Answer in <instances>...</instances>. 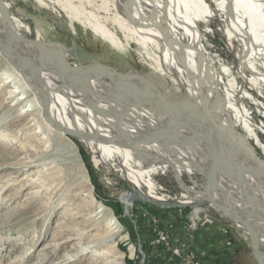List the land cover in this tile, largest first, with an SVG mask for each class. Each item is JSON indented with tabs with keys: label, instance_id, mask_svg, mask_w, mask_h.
Here are the masks:
<instances>
[{
	"label": "bare ground",
	"instance_id": "bare-ground-1",
	"mask_svg": "<svg viewBox=\"0 0 264 264\" xmlns=\"http://www.w3.org/2000/svg\"><path fill=\"white\" fill-rule=\"evenodd\" d=\"M36 1L42 5L52 2ZM216 2L227 14L228 36L245 46L242 59L263 61L264 0ZM111 3L113 16L106 17L104 23L92 12L76 13V19L87 23L89 30L113 48L123 50V41L106 24L111 21L124 34L126 44L133 41L155 61L153 71L160 83L170 78L185 88V94L162 93L156 85L134 77L113 86L74 77V69L71 75L61 61L66 49L30 41L20 31L23 25L11 17L7 2L0 0V59L14 65L2 86L13 85L7 98L18 100L9 109H17L27 99L33 104L14 118L10 127L36 126V120L29 127L24 123L39 110L43 129L52 131V137L59 133L73 144L68 137L72 135L99 154V161L120 160L133 185L124 200L128 209L142 199L167 202L156 192L151 177L157 164L171 167L178 179L183 173L202 174V190H189L181 204H208L234 222L250 241L255 240V252L260 249L264 253V160L252 149L251 141L254 138L258 144L259 138L246 108L238 104L233 86L226 95L220 92L221 74L204 52L198 23L209 17L211 6L205 0H103L99 8L110 11ZM254 65L250 67L254 80L262 84L264 75L254 70ZM75 68L84 75L87 71L79 64ZM224 70L228 73V68ZM22 93L27 97H20ZM34 135L47 134L36 131ZM36 162L24 161L21 167ZM56 182L53 178L52 186L58 187ZM97 208L102 218L110 211L101 203ZM92 220L97 224L94 216ZM109 220L107 231L119 233L118 221L110 216ZM104 251V256L113 252L110 247Z\"/></svg>",
	"mask_w": 264,
	"mask_h": 264
},
{
	"label": "rangeland",
	"instance_id": "rangeland-1",
	"mask_svg": "<svg viewBox=\"0 0 264 264\" xmlns=\"http://www.w3.org/2000/svg\"><path fill=\"white\" fill-rule=\"evenodd\" d=\"M4 1L10 7L11 17L23 25L20 31L26 38L66 49L61 61L70 74L74 69V77H82L88 82L101 81L108 86L134 77L143 83L156 85L162 93L178 91L185 94V88L179 87L170 78L166 83H160L153 71L155 61L133 41L126 44L124 34L111 21L106 24L123 41V50L113 48L89 30L87 23L76 19V13L81 16L85 11L96 14L104 23L106 17L113 16L112 3L108 4L110 11H105L99 8L103 0H91V3L86 0L82 3L79 0H71L70 3L68 0H52L45 2V5L36 0ZM205 1L211 6V13L198 23L204 52L221 74L220 92L226 95L233 86L238 104L246 108L259 138L258 144L254 138L251 141L252 149L264 160V83L256 84L250 68L255 64L254 70L264 75V59L257 61L250 57L248 61L243 60L241 55L245 46L238 38L228 36L227 14L219 10L217 0ZM78 64L83 71L87 69L85 75L75 68ZM224 68H228V73ZM13 69L14 65L9 64L7 59H0V264H175L169 262L173 255L170 247L153 245L155 230L168 231L173 246L180 240L192 250L195 237L202 236L206 241L204 243L208 239L209 228L206 225L200 228L202 222L199 220L195 231L184 229L186 223L193 219L192 216L201 211L220 220V225L223 223L230 227L232 243L238 247L233 258L235 264H264V253L259 249L255 256L251 241H245L242 237L245 232L229 218L221 216L208 204H181L189 190H202V174L183 173L182 179H178L171 167L157 164L151 177L156 192L167 202L142 199L134 201L128 209L124 200L133 185L120 160L99 161V154H93L85 141L72 135L68 137L74 141V145L57 135L59 133L52 137V131L43 129L45 125L39 117V110L24 123L29 127L36 120V126L30 129L24 126L10 127L14 118L33 105L27 99L17 109H9L18 100H8L7 93L13 85L2 86V81L11 76ZM19 96L27 97V94ZM36 131L47 135L36 138ZM24 161L37 162L21 167ZM26 177L29 179H24ZM53 178L58 182V187L52 186ZM31 180L37 182L32 183ZM95 184L103 201L97 197ZM59 188L61 191L58 193ZM100 203L110 210L103 218L99 213L100 208H97ZM117 204L121 208L119 213L115 209ZM93 216L98 220L97 224L91 221ZM109 216L118 221L116 229L120 228L119 233H115V229L107 231ZM200 217L204 221L203 214ZM153 219L157 223L154 224ZM213 233H217L213 234L216 243L202 247L203 251L199 252L205 254L202 261L208 257L205 251L208 248L224 252L226 240L222 239L219 231ZM69 238L73 239L65 245ZM96 240L97 243L94 242ZM63 245L66 248L59 250ZM109 247L113 252L104 256V250ZM213 253L215 256L220 254L215 250ZM225 258L229 259L227 256L219 259Z\"/></svg>",
	"mask_w": 264,
	"mask_h": 264
},
{
	"label": "built area",
	"instance_id": "built-area-1",
	"mask_svg": "<svg viewBox=\"0 0 264 264\" xmlns=\"http://www.w3.org/2000/svg\"><path fill=\"white\" fill-rule=\"evenodd\" d=\"M183 205L187 206L188 204H183ZM179 212L181 213L182 210H180ZM201 212L202 213L198 212L199 214L193 215L192 216L193 219H190L191 222L188 221L186 223V226L184 227V229H186L187 231H191V230L195 231L196 230L195 225L197 223V220L202 222V226L200 228H204L207 226L210 229L211 227H216V225H219L220 226L219 233H220L222 239L226 240V242H225L226 246H225L223 253L227 254L225 252H228V251H230V249L235 248L234 243H232V240L230 237V235H231L230 227L227 225H224L223 223L220 225L221 221L211 217L208 212H206V211H201ZM200 214H203L204 221H203V218L200 217ZM153 222L155 224V223H157V220L153 219ZM209 225H211V226L209 227ZM169 235L170 234L168 233V231L155 230V240L153 243V245H155V246L164 245L166 247H170V250L172 251L173 255L169 259V262H174V263L176 262L175 264H205L204 261H202V256L205 255L204 253L201 255V253L196 252L193 248H192V250H189L185 244L186 242H183L180 240H179V243H176L173 246V244L171 243V238ZM194 237H195V235H193L192 240H194ZM242 237L245 239V241L248 239V236L246 234L244 236L242 235ZM186 248L188 251L185 252ZM177 262H179V263H177Z\"/></svg>",
	"mask_w": 264,
	"mask_h": 264
},
{
	"label": "crops",
	"instance_id": "crops-1",
	"mask_svg": "<svg viewBox=\"0 0 264 264\" xmlns=\"http://www.w3.org/2000/svg\"><path fill=\"white\" fill-rule=\"evenodd\" d=\"M217 227H220V226H217ZM217 227L209 229L207 243H204L206 241L204 240L205 238H203L202 236L195 237V240L193 242V249L196 250L197 252H200V251H203L202 247H207V245L210 247L211 244L216 243V241L214 240L213 234H217V233H213V231H216V230L219 231V228H217ZM234 247L235 248L230 249V251L227 254L222 253L221 249L208 248V250L207 249L205 250L208 253V255H207L208 257L204 258V260L205 259L206 260L205 261L203 260V261L205 262V264H206V262L208 264H229V261H230V264H235V262L233 261V258H234L236 250L238 249L237 244H235ZM213 250H215L216 253H220V254L215 256V254L213 253ZM222 256H227V257H229V259H227V258L219 259V258H222ZM209 259H211V260H209ZM225 261L228 262V263H226Z\"/></svg>",
	"mask_w": 264,
	"mask_h": 264
},
{
	"label": "trees",
	"instance_id": "trees-1",
	"mask_svg": "<svg viewBox=\"0 0 264 264\" xmlns=\"http://www.w3.org/2000/svg\"><path fill=\"white\" fill-rule=\"evenodd\" d=\"M81 153H82V156H84V159L86 160V162H87V167L91 170V165L89 164V162H88V159L86 158V155H85V153H84V150L83 149H81V151H80ZM94 180V179H93ZM95 183V182H94ZM95 187H96V192H98L97 194H98V199H100L101 201H103V197L100 195V191H99V188H98V186L95 184ZM120 205H115V209L117 210L116 212L117 213H119V212H121V208L119 207ZM129 264H131V262H128Z\"/></svg>",
	"mask_w": 264,
	"mask_h": 264
},
{
	"label": "water",
	"instance_id": "water-1",
	"mask_svg": "<svg viewBox=\"0 0 264 264\" xmlns=\"http://www.w3.org/2000/svg\"><path fill=\"white\" fill-rule=\"evenodd\" d=\"M30 41H33L32 39H30ZM205 203V202H204ZM229 217V216H228ZM249 229V228H248ZM251 245H252V250H253V252H254V255L256 256V252H255V250H256V243H255V240L252 238V240H251ZM258 257V256H257ZM260 262V261H259ZM261 263V262H260Z\"/></svg>",
	"mask_w": 264,
	"mask_h": 264
}]
</instances>
